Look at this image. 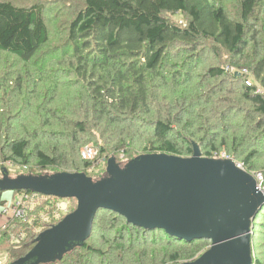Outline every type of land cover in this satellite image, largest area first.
Here are the masks:
<instances>
[{"label":"trees","instance_id":"obj_1","mask_svg":"<svg viewBox=\"0 0 264 264\" xmlns=\"http://www.w3.org/2000/svg\"><path fill=\"white\" fill-rule=\"evenodd\" d=\"M58 1L0 0V162L33 178L67 172L99 181L106 175L91 176L98 159L125 168L151 154L190 158L196 147L264 179L253 164L264 148V0ZM89 144L95 160L81 158ZM44 198L33 225L38 211L54 217L53 197ZM60 220L36 235L17 222L25 241L8 238L9 262ZM251 224L253 249L264 238V206ZM209 247L99 210L86 241L55 264H181Z\"/></svg>","mask_w":264,"mask_h":264},{"label":"water","instance_id":"obj_2","mask_svg":"<svg viewBox=\"0 0 264 264\" xmlns=\"http://www.w3.org/2000/svg\"><path fill=\"white\" fill-rule=\"evenodd\" d=\"M5 191L77 202L74 211L42 232L33 248L10 264L50 262L73 244L84 243L99 210L186 242L210 241L199 258L182 264H253L251 223L264 206V188L257 189L251 175L230 160L201 157L196 147L190 158L151 154L123 169L111 159L106 177L99 181L67 172L11 178L4 169L0 192Z\"/></svg>","mask_w":264,"mask_h":264},{"label":"built area","instance_id":"obj_3","mask_svg":"<svg viewBox=\"0 0 264 264\" xmlns=\"http://www.w3.org/2000/svg\"><path fill=\"white\" fill-rule=\"evenodd\" d=\"M230 72H232L234 75L239 74V72H237L233 68H230ZM240 73L248 76V72L245 69L241 70ZM250 79L251 78L248 77V79L245 81L246 86H251L252 81ZM256 91L257 93H259L260 90L257 89ZM96 154L97 152L92 146H86L81 150V158L84 160H92L96 156ZM120 157L123 158L122 155ZM212 159L230 160L237 166V168L245 171L242 165L231 160L224 152H222L219 156L213 155ZM3 164H5V166H12L10 163L0 162V166H2ZM251 176L256 181L257 189L262 190L264 188L263 175L261 173H257ZM44 197L37 193H30L28 195L25 194L14 202H5L3 205L0 206V215L5 218V221L0 226V229L2 231H7L8 237L11 242L21 243L24 240L25 237L24 232L22 230H19V232L14 234V228L16 226V223L21 222L29 227L32 226L35 218L34 211L43 203L45 199ZM53 201L54 198L51 199L49 203L51 204L53 203ZM56 209L61 210V206L57 205Z\"/></svg>","mask_w":264,"mask_h":264},{"label":"rangeland","instance_id":"obj_4","mask_svg":"<svg viewBox=\"0 0 264 264\" xmlns=\"http://www.w3.org/2000/svg\"><path fill=\"white\" fill-rule=\"evenodd\" d=\"M15 2L19 3V4H30L33 0H14ZM68 2H71V3H75L77 2L76 0H67ZM67 1H63V0H59L57 3L60 4V6L64 5L65 3H67ZM57 3H49L50 5L53 6H59L57 5ZM53 13H51L50 16H52ZM49 16V17H50ZM67 17H69V15H67ZM174 20L178 21L179 20V17H174ZM54 35V34H53ZM88 146H92V144H89ZM262 150V149H261ZM97 157V154L96 156L92 159V160H95ZM108 160H104V159H98L97 162H95L94 164V167H97V169L94 170V172L91 174V176H95L96 175H99V176H102V178L106 175L104 172H102V170H105L107 165H108ZM258 163V166H259V169H264V148L263 150L260 152L258 158L255 159V161H253V164H256ZM125 161L121 162L118 166V168L120 169H123L122 166H124ZM5 169L8 171V175L9 177L11 178H17V177H21L24 174V171H21L20 169L16 168V167H13V166H6ZM52 172H45V173H42V174H37L35 175V178H45V177H49L51 176ZM0 175L2 176V171L0 170ZM12 192L10 191H5L4 192V195L5 196H10ZM19 196H16V198H18ZM71 204L72 201L71 200H59V201H53V203H51V207H54V211H53V214H54V217L53 219L55 220V222L57 221V219L61 218L63 219L67 214H69L70 212V208H71ZM57 205H60L61 206V210H58L56 209V206ZM37 218H38V221L36 223H34L33 226L29 227V229L31 230L32 234L33 235H36L38 233H40L42 231V229H45L48 225H51V222H52V218H48L46 217L45 215L39 213L38 211V214H37ZM16 231L14 232V234H16L17 232H19V229L16 228L15 229ZM254 229L252 228V231ZM25 237V235H24ZM8 235L3 238V239H0L1 242H0V264H10L11 262H9L8 258H7V253L5 252V249L9 244V239H8ZM25 240H23L21 243H24ZM11 243V242H10ZM257 246L255 245L254 248L252 249V256H253V259L257 258V257H261L260 261H261V264H264V255H262L263 253L261 252H264V238L263 240H260L258 241L257 243ZM259 246V247H258ZM255 247H258V251L256 250L255 251ZM63 254V253H62ZM62 254H59L53 261H50V262H45V263H42V264H55L57 263L58 259L61 257ZM186 263V262H185ZM182 264V263H181Z\"/></svg>","mask_w":264,"mask_h":264},{"label":"crops","instance_id":"obj_5","mask_svg":"<svg viewBox=\"0 0 264 264\" xmlns=\"http://www.w3.org/2000/svg\"><path fill=\"white\" fill-rule=\"evenodd\" d=\"M16 196H19V197L16 198ZM19 198H20V195L14 194L13 192L11 193V195L9 197L5 196L4 192L2 194V200L4 201V203L5 202H14V201L18 200ZM4 221H5V218L0 215V226L4 223Z\"/></svg>","mask_w":264,"mask_h":264}]
</instances>
